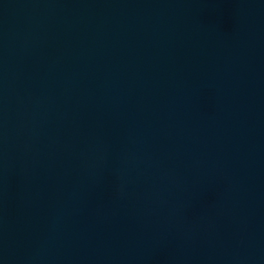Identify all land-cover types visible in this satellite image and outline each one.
I'll use <instances>...</instances> for the list:
<instances>
[{"label":"water","instance_id":"95a60500","mask_svg":"<svg viewBox=\"0 0 264 264\" xmlns=\"http://www.w3.org/2000/svg\"><path fill=\"white\" fill-rule=\"evenodd\" d=\"M0 264H264V0H0Z\"/></svg>","mask_w":264,"mask_h":264}]
</instances>
